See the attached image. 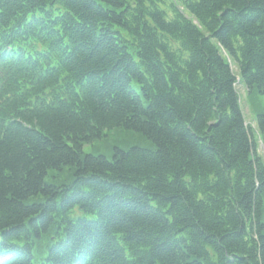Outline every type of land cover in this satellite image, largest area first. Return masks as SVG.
Instances as JSON below:
<instances>
[{
    "label": "trees",
    "instance_id": "obj_1",
    "mask_svg": "<svg viewBox=\"0 0 264 264\" xmlns=\"http://www.w3.org/2000/svg\"><path fill=\"white\" fill-rule=\"evenodd\" d=\"M238 83L264 0H0V264H264ZM115 128L156 148L84 153Z\"/></svg>",
    "mask_w": 264,
    "mask_h": 264
},
{
    "label": "rangeland",
    "instance_id": "obj_2",
    "mask_svg": "<svg viewBox=\"0 0 264 264\" xmlns=\"http://www.w3.org/2000/svg\"><path fill=\"white\" fill-rule=\"evenodd\" d=\"M235 72H238L236 67H233ZM237 89L241 98V106L249 126L252 127L253 132L257 135L256 130V115L257 112L264 113V98L261 95L251 98L248 95V89L243 83H238ZM256 103L258 108L256 107ZM115 147L122 150H128L131 147H141L145 149L154 150L156 147L153 142L140 135V133L126 130L123 128H115L105 132V136L102 139L95 140L92 144H88L84 147L85 154L103 155L111 159ZM259 152L264 154L262 147L260 146ZM66 171V170H65ZM58 172L54 171L50 173L47 178V182H55L59 184L57 179L53 178ZM60 174V173H58ZM68 175V173H67ZM60 180L62 178L60 177Z\"/></svg>",
    "mask_w": 264,
    "mask_h": 264
}]
</instances>
